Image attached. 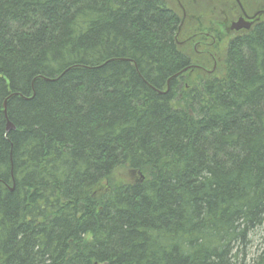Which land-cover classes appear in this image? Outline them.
Wrapping results in <instances>:
<instances>
[{
  "label": "trees",
  "instance_id": "1",
  "mask_svg": "<svg viewBox=\"0 0 264 264\" xmlns=\"http://www.w3.org/2000/svg\"><path fill=\"white\" fill-rule=\"evenodd\" d=\"M172 11L0 0V264H247L264 225V22L220 77L190 80Z\"/></svg>",
  "mask_w": 264,
  "mask_h": 264
},
{
  "label": "flooded vegetation",
  "instance_id": "2",
  "mask_svg": "<svg viewBox=\"0 0 264 264\" xmlns=\"http://www.w3.org/2000/svg\"><path fill=\"white\" fill-rule=\"evenodd\" d=\"M178 20L176 43L188 54L184 74L211 77L224 62V49L264 22V0H155ZM203 13L197 14L200 9ZM207 23L202 24L200 21ZM240 24L239 28L235 27Z\"/></svg>",
  "mask_w": 264,
  "mask_h": 264
},
{
  "label": "rangeland",
  "instance_id": "3",
  "mask_svg": "<svg viewBox=\"0 0 264 264\" xmlns=\"http://www.w3.org/2000/svg\"><path fill=\"white\" fill-rule=\"evenodd\" d=\"M203 10L207 11V9H203L202 8V9H200V11L197 14H200V13L202 14ZM199 23L205 24L207 22L205 20H202ZM223 52H224V59H225V55H226L225 49H224ZM223 63L216 70L219 77L222 75L223 70H224ZM216 71L214 73V76L216 74ZM195 78H196V75H193L192 77H190V80H193ZM134 178H135V174H130L129 175L128 173H125V171H123V170H119V171L115 172L114 175H113V181L115 183H118V184L119 183H126V182H128L130 180H133ZM250 238H251L250 239V244H249V246L246 249V254H247L246 263L247 264L250 263L251 259L254 258L257 255L259 249L261 248V245H262V243L264 241V225L262 227H260L258 230H256L252 234V236Z\"/></svg>",
  "mask_w": 264,
  "mask_h": 264
},
{
  "label": "water",
  "instance_id": "4",
  "mask_svg": "<svg viewBox=\"0 0 264 264\" xmlns=\"http://www.w3.org/2000/svg\"><path fill=\"white\" fill-rule=\"evenodd\" d=\"M240 26H242V25H240V24H237L235 27L237 28H239ZM5 107V106H4ZM14 130V127L10 124V123H7V127H6V131L7 132H9V131H13Z\"/></svg>",
  "mask_w": 264,
  "mask_h": 264
}]
</instances>
